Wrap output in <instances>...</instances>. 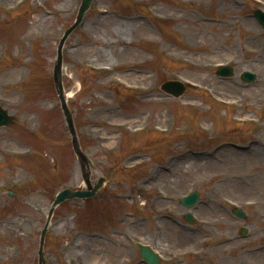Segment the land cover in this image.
<instances>
[{"label": "rangeland", "instance_id": "rangeland-1", "mask_svg": "<svg viewBox=\"0 0 264 264\" xmlns=\"http://www.w3.org/2000/svg\"><path fill=\"white\" fill-rule=\"evenodd\" d=\"M6 1L0 0V106L15 122L0 128V264L39 263L51 205L64 189L85 190L83 174L91 185L99 178L105 184L91 199L54 209L41 264H145L137 244L156 251L160 264H264V161L226 151L223 172L248 183L238 191L219 185L214 202L211 187L219 178L198 165L184 172L193 153L247 148L258 134L264 138L258 128L264 31L252 16L264 12V0H93L62 51L65 99L88 159L84 171L52 79L58 42L81 0ZM105 10L108 19L98 20ZM131 20L146 30L134 25L123 38L106 34ZM219 64L233 75L217 77ZM244 71L255 80L243 83ZM141 75L148 77L147 94L135 83ZM168 80L196 87L188 84L176 99L160 89ZM212 87L235 104L216 101ZM192 191L197 206H180ZM234 208L245 217L237 218ZM178 227L193 235L185 245L169 233Z\"/></svg>", "mask_w": 264, "mask_h": 264}, {"label": "bare ground", "instance_id": "bare-ground-1", "mask_svg": "<svg viewBox=\"0 0 264 264\" xmlns=\"http://www.w3.org/2000/svg\"><path fill=\"white\" fill-rule=\"evenodd\" d=\"M8 2L9 1H6L7 4H15L17 2V0H10V2L9 3ZM161 13L164 14L163 12H161ZM99 14H100L99 15L100 19H98V20L104 21V20L108 19V12L106 10H105V12L100 11ZM134 25H137L138 27H140L141 30H146L145 24L139 20H131L130 22L119 21L116 24H114L113 28H108V30H106V34L116 35L120 38H123L127 35L129 28L131 26H134ZM93 30L97 31L96 29H93ZM91 59L92 58H89V60H90L89 62H93L94 59L93 60H91ZM209 63H213V62H209ZM108 65L109 64H103L101 66H105L106 68H108L107 70L109 72L111 65H109V66ZM211 65H209V66H211ZM129 72L133 74V73H135V69H130ZM118 77H120L123 80L128 81L127 77L130 78L131 76L128 75L127 77H125V76H118ZM114 80L119 81L118 78H116ZM147 80H148V77H145V76L143 77L141 75L137 80L138 82H135L137 85L141 84L145 88V89H141V92L143 94H147L149 92V91H147L148 88L145 86V83L147 82ZM224 85L226 86L227 89H229V91H231V87L228 84L225 83ZM224 85L222 86V88L225 87ZM232 87H235L236 89H238V87L236 85H234ZM234 93H235V91H234ZM211 94L213 96H215L216 98H219V100H223L226 102L236 100V98L226 97L227 93L220 91L218 88L212 87L211 88ZM237 94L239 95V94H241V92H237ZM156 101L160 102L161 100L156 99ZM162 119L164 120L165 118H162ZM126 125H128L132 129H135L138 126V125H129V124H126ZM160 125H162V124H160ZM258 128L261 130L262 133H264V122L262 124L259 123ZM260 135L261 134H258L257 141L253 145H250L247 148L226 147V148H220L216 151L205 152L203 154L198 153V152L193 153L190 155L191 164L189 165V167L184 169V172L189 173L190 172L189 170L192 169V167H195L198 165L203 169L205 174H207L208 176L211 177V179L213 178L215 180L216 178H219L218 181L215 182V183H217V185H215L214 187H211V195H212V201L213 202H214V198H216V196H219V191H218L220 189L218 187L219 185L226 184L228 186L227 188H229L231 191L241 190V189H243L242 184L248 183L247 178L245 179V176H241V175L240 176H233L231 171H228L227 173L223 172L222 169L225 167V164L226 165L228 164L226 158L223 156L227 151L231 154H236L238 156L243 155L246 157H251V156L257 157L261 161H264V152H263V149L261 148L263 145V142H264V138ZM228 149H230V150H228ZM228 159H229V161L232 160V159H230L229 156H228ZM173 168L174 167H165V168H162V171L165 172V174H171V173H173V171H172ZM210 211H211V209H210ZM166 219L168 221H170L169 218H166ZM169 233L171 234L172 237H177L178 245H181V244L185 245L187 243L186 238L191 239L193 237V235L188 234L187 232H184L183 230H180V227H178L177 229H174V230H170ZM263 252H264V249H263Z\"/></svg>", "mask_w": 264, "mask_h": 264}, {"label": "water", "instance_id": "water-1", "mask_svg": "<svg viewBox=\"0 0 264 264\" xmlns=\"http://www.w3.org/2000/svg\"><path fill=\"white\" fill-rule=\"evenodd\" d=\"M92 0H82L81 1V6L79 8L78 14L76 16V21L75 23L64 33L63 38L60 41L59 47H58V52H57V61H56V65H55V70L53 73V80H54V85H55V89L56 92L58 94V97L60 99L61 102V107L63 110V114L65 116L66 122L68 124L69 127V131L72 135V147L73 150L77 156V158L79 159L82 168H84L85 164L87 163V160L85 158V156L80 152L79 150V146L75 137V133L73 130V126H72V121H71V116L68 112V109L65 105L64 99H63V90H62V85H61V63H62V56H61V48L63 46L64 41L66 40V38L69 36V34L76 28L78 27L79 23L82 20V17L84 15V13L86 12V10L88 9L90 3ZM256 18L258 19L259 23L263 26L264 28V14L262 13H257L256 14ZM229 71V70H228ZM226 69H221L220 70V74L221 75H229L230 71L228 72ZM253 79V76L251 74L245 73L242 76V80L247 82V81H251ZM161 89L168 93L173 95L174 97H179L181 96L184 91H185V87L177 82H166L165 84L162 85ZM13 122V119L11 117H9L6 113V111H4L1 107H0V126H7L9 124H11ZM84 179L87 181V177L84 176ZM102 179L99 180L97 186H95L93 189L91 188L90 185H88V191L85 192H81V191H77V192H73L70 190H64L63 192H61L56 200L54 201V203L52 204V207L50 209L49 212V216H51L53 209L60 203H62L63 201L67 200V199H73V198H89L91 197L94 192L101 186L102 183ZM197 199H198V195L196 193L191 194L189 197L187 198H183L180 203L186 207H192L197 203ZM235 214L238 217H243V215L239 212H235ZM187 220L190 221V216L187 215L186 216ZM45 230L42 232V236H41V245L43 242V235H44ZM40 255V262H41V253ZM141 255L143 257V259L147 262V264H158L157 259L151 254V253H147V251L143 250L141 251Z\"/></svg>", "mask_w": 264, "mask_h": 264}]
</instances>
